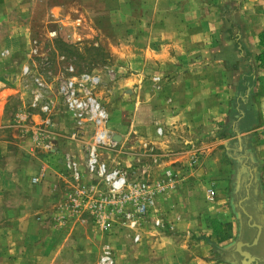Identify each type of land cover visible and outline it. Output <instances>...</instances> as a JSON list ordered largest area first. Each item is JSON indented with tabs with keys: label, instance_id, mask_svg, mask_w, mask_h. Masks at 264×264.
<instances>
[{
	"label": "rangeland",
	"instance_id": "obj_1",
	"mask_svg": "<svg viewBox=\"0 0 264 264\" xmlns=\"http://www.w3.org/2000/svg\"><path fill=\"white\" fill-rule=\"evenodd\" d=\"M150 1L0 0V180L23 181L46 193V201L30 199L26 204L40 214L36 218L40 224L35 246L43 252L47 243L52 254L50 264H99L104 245L110 246L114 264H126L141 244L133 243V232L113 207L96 209L108 191L100 179L90 177L85 167L94 128L89 123L77 124L57 97L56 89L58 79L66 78L70 68L75 73L98 76L101 83L94 95L109 116V138L105 147L99 149L100 160L126 171L131 182L140 181L145 170L155 181L151 164L157 166L158 160L166 158L156 142L165 136V131L156 126V111H149V124L144 120L146 101H141L139 85L128 81L132 70L127 68L124 56L126 21L137 19L140 6ZM33 49L36 54L30 56ZM6 50L8 55L3 56ZM24 66L29 67L31 76L45 81V95L51 102L48 113H43L40 106H32L35 86L31 77L22 75ZM151 83L154 93L157 84L152 80ZM158 129L163 131L162 137L157 134ZM147 136L155 137L148 147ZM176 139L170 145L181 151L183 140ZM193 143L187 150L189 167L194 169L203 149L200 142ZM168 147L166 150H171L169 144ZM209 158L212 164L215 162L213 177L225 179L229 167L230 178L235 169L221 149ZM68 163L77 165L78 178ZM34 179L38 181L33 182ZM226 189L229 220L234 229L227 238L213 240L218 246L236 239L235 214L240 210L236 199L241 200L245 191L230 183ZM13 193L28 197L20 185ZM151 219L148 217L140 225L138 232L142 237L143 233L154 237L150 235L154 232L160 237L174 235L164 219L163 230L155 229ZM199 236L182 234L177 239L190 244L198 242ZM258 252L263 254V248ZM40 257L34 263L45 264L44 256Z\"/></svg>",
	"mask_w": 264,
	"mask_h": 264
},
{
	"label": "crops",
	"instance_id": "obj_2",
	"mask_svg": "<svg viewBox=\"0 0 264 264\" xmlns=\"http://www.w3.org/2000/svg\"><path fill=\"white\" fill-rule=\"evenodd\" d=\"M140 12L126 21L124 56L132 70L128 81L139 85L141 101H146L144 120L149 124V111H156V126L165 131L156 142L166 158L151 164L152 179L166 181L169 173L173 182L159 196L155 216L175 232L166 237L154 232L151 238L143 233L126 264H229L223 256L229 252L222 249L229 242H213L234 229L227 186L247 193L245 186L256 172L264 203V64L257 61L264 51V0H151ZM144 74L160 78L156 92ZM178 137L184 143L181 151L170 145ZM154 138L146 137L147 147ZM193 142L203 149L194 169L187 150ZM217 149L233 163L230 178L229 167L225 179L212 176L216 168L209 157ZM18 185L28 197L13 193ZM36 188L0 180V264H33L41 255L51 263L47 243L43 252L35 246L40 214L26 204L47 200ZM191 233L200 234V240L178 241Z\"/></svg>",
	"mask_w": 264,
	"mask_h": 264
},
{
	"label": "built area",
	"instance_id": "obj_3",
	"mask_svg": "<svg viewBox=\"0 0 264 264\" xmlns=\"http://www.w3.org/2000/svg\"><path fill=\"white\" fill-rule=\"evenodd\" d=\"M36 49L29 52L35 55ZM8 55V51L2 53ZM68 76L58 79L56 94L63 106L71 113L78 125L89 123L94 132L90 145L87 148L86 171L90 177L100 179L108 191V196L100 199L96 209L104 210L107 205L113 207L125 220L127 228L133 232V243L141 242V234L138 232L142 222L152 217L151 222L155 229L166 228L164 220L156 215L157 201L160 195L172 186L173 177L168 173L166 181H151L147 171H143V177L138 182H131L126 171L109 167L99 158V149L105 147L108 142L107 123L109 116L94 95V90L100 85L98 76L87 73H75L72 68L67 69ZM22 75L31 77L35 90L33 92L32 106L39 107L43 113L50 111V99L45 95L46 83L40 77L31 76L28 66L22 69ZM153 83H159V77L152 78ZM49 121H46L48 124ZM264 134V128H262ZM157 134L162 137L163 131L158 129ZM192 162H194L192 160ZM191 162V163H192ZM68 167L79 177L78 167L75 163H68ZM34 179L33 182H37ZM213 196V192H208ZM127 209V210H126ZM170 229L171 226H169ZM99 264H114L113 254L109 245H104L99 257Z\"/></svg>",
	"mask_w": 264,
	"mask_h": 264
},
{
	"label": "water",
	"instance_id": "obj_4",
	"mask_svg": "<svg viewBox=\"0 0 264 264\" xmlns=\"http://www.w3.org/2000/svg\"><path fill=\"white\" fill-rule=\"evenodd\" d=\"M245 187L247 190L246 197L242 200L236 199V201L239 204L238 209H240L243 215L247 217L248 225L250 227L256 228V232L251 243L243 242L242 227L245 222L241 213L237 212L235 217L239 227L236 239L232 243H229L226 247L222 248L224 252H229V255H223L225 260L229 264H259L261 262L264 263V203L259 199V185L257 181L256 172L251 175ZM250 191L252 192V195H249ZM247 208L251 212H248ZM261 239L263 240V254L262 256H258L252 253L250 250L258 246Z\"/></svg>",
	"mask_w": 264,
	"mask_h": 264
},
{
	"label": "flooded vegetation",
	"instance_id": "obj_5",
	"mask_svg": "<svg viewBox=\"0 0 264 264\" xmlns=\"http://www.w3.org/2000/svg\"><path fill=\"white\" fill-rule=\"evenodd\" d=\"M246 194H245V191L241 194V196H240V198L241 199H244L246 196H245ZM248 202V201H247ZM247 202H244V203H247ZM247 210H248V208H247ZM238 212H240L241 213V215L243 216V220H244V224H243V242L244 243H251L252 242V239H253V237H254V234H255V232H256V228H254V227H250L249 225H248V219H247V217L245 216V215H243V213H242V211L241 210H239ZM248 212H251V211H249L248 210ZM235 216H236V214H235ZM256 220V219H255ZM237 224H238V222H237ZM239 227V226H238ZM238 231V230H237ZM235 241V240H234ZM260 248H263V240L261 239L260 240V243H259V245L258 246H256V247H254V248H252L250 251L252 252V253H254V254H256V255H261L262 256V253H260V252H258V250H260ZM229 255V254H228ZM259 264H264V263H259Z\"/></svg>",
	"mask_w": 264,
	"mask_h": 264
},
{
	"label": "trees",
	"instance_id": "obj_6",
	"mask_svg": "<svg viewBox=\"0 0 264 264\" xmlns=\"http://www.w3.org/2000/svg\"><path fill=\"white\" fill-rule=\"evenodd\" d=\"M260 45L264 48V35L260 36ZM257 61L263 65L264 64V51L258 56Z\"/></svg>",
	"mask_w": 264,
	"mask_h": 264
},
{
	"label": "bare ground",
	"instance_id": "obj_7",
	"mask_svg": "<svg viewBox=\"0 0 264 264\" xmlns=\"http://www.w3.org/2000/svg\"><path fill=\"white\" fill-rule=\"evenodd\" d=\"M242 200V199H241Z\"/></svg>",
	"mask_w": 264,
	"mask_h": 264
}]
</instances>
